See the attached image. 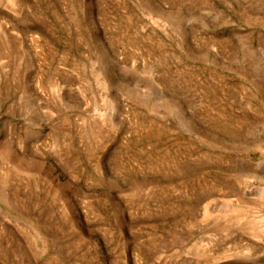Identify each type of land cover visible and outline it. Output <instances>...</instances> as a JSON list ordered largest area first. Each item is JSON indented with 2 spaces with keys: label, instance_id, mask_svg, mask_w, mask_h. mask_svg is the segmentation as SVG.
<instances>
[{
  "label": "rangeland",
  "instance_id": "rangeland-1",
  "mask_svg": "<svg viewBox=\"0 0 264 264\" xmlns=\"http://www.w3.org/2000/svg\"><path fill=\"white\" fill-rule=\"evenodd\" d=\"M0 264H264V0H0Z\"/></svg>",
  "mask_w": 264,
  "mask_h": 264
}]
</instances>
